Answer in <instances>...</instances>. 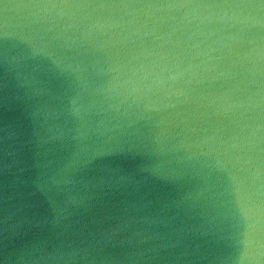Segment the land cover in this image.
Wrapping results in <instances>:
<instances>
[{
  "label": "water",
  "instance_id": "1",
  "mask_svg": "<svg viewBox=\"0 0 264 264\" xmlns=\"http://www.w3.org/2000/svg\"><path fill=\"white\" fill-rule=\"evenodd\" d=\"M0 264H264V0H0Z\"/></svg>",
  "mask_w": 264,
  "mask_h": 264
}]
</instances>
